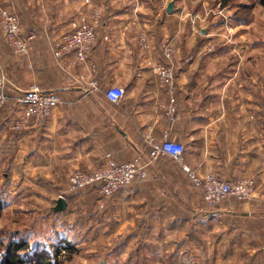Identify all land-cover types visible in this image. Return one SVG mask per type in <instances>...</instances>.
Masks as SVG:
<instances>
[{
  "label": "crops",
  "instance_id": "1",
  "mask_svg": "<svg viewBox=\"0 0 264 264\" xmlns=\"http://www.w3.org/2000/svg\"><path fill=\"white\" fill-rule=\"evenodd\" d=\"M14 1L20 5L19 13L24 14L20 16L22 33H35L36 41L29 59L34 61V71L21 68L18 74H10L9 91L13 95L24 90L22 86L35 83L57 92L61 103L43 124L20 132H13L11 125L21 113V106L11 104L12 111L0 118V156L4 157L0 171L4 169L2 189L6 190L0 196L1 205L7 206L14 195L21 200L20 205L28 199L40 206L49 198L55 205L63 194L61 190L67 189L73 170H98L108 160L122 164L139 156L146 159L149 147L145 138L151 136L161 142L167 134L169 140L183 145V162L196 176L213 173L224 181L252 178L257 194L247 202H227L213 212L190 215L201 221V228L194 230L189 245L184 238L177 245L165 242L174 229L148 230L146 235L164 237L168 245L145 246V253H152V257L140 258L141 261L220 264L239 254L238 261L242 263L238 264H244L241 254H264V62L262 67L260 64L264 53H260V43L253 42L258 47L246 48L250 38L231 41L186 35V15L181 14L182 4L176 0ZM169 2L174 5L171 14L166 12ZM40 10L48 11L42 24ZM93 13L98 15L97 43L86 61L73 67L66 82H60L53 73L47 79L39 64L46 46L68 32L71 21L90 18ZM192 30L196 31L194 26ZM141 34L146 35L148 48L142 46ZM168 39L174 50L172 87L160 84L152 72L153 64L163 59L161 43ZM231 43L242 56L246 55L243 64V60L227 59L235 56ZM0 50L3 55L1 39ZM80 77L83 81L93 80L96 89L80 82ZM111 87L124 92L118 104L104 96ZM171 98L176 107L173 121L164 110ZM191 185L177 163L161 157L147 169L144 181L121 188L110 201L118 209L132 208L130 205L142 197L144 189L155 194L159 188ZM64 194L66 212L82 194L91 201L101 200L95 189ZM62 213H56L61 215L59 220L66 217ZM150 216L152 222L163 221V225L177 220L164 212ZM219 232L221 239L212 243L209 237ZM183 234L180 232V237ZM134 235L139 232L130 236ZM185 236L188 235L182 237ZM254 255L250 257L251 264H264L254 263Z\"/></svg>",
  "mask_w": 264,
  "mask_h": 264
},
{
  "label": "rangeland",
  "instance_id": "2",
  "mask_svg": "<svg viewBox=\"0 0 264 264\" xmlns=\"http://www.w3.org/2000/svg\"><path fill=\"white\" fill-rule=\"evenodd\" d=\"M176 1L182 4L180 10L183 13L181 14L186 15L183 16L186 25L183 28L186 35L227 38L231 41L250 38L251 44L246 48L258 47L253 42L260 43V53H264V8L258 5L257 0H228L225 4L224 0ZM0 8L16 15L19 21L20 16L24 15L19 13L20 5L14 0H0ZM21 10H23L22 7ZM40 12L39 22L42 24L46 22L48 11L44 13L43 10H40ZM193 26L196 31L192 30ZM0 39L5 48L3 55L0 52V81L2 79L5 81V91L11 94L8 81L10 74H18V69L21 68L34 71V61L29 60L34 45L28 56L19 57L13 53L1 34ZM54 41L46 46L44 58L39 64L42 73L48 76H45L47 79L53 73L62 82V79L65 81L66 77L70 76V73L72 74L73 67L68 69L66 66L59 67L57 65L52 55ZM231 45L235 56H229L227 59L229 61L237 59L239 62L243 60V64L247 58L246 55L242 56V52L239 49L236 50L237 46L233 43ZM263 62L264 60L261 57V67ZM256 65H258L257 61ZM22 87L24 90L28 88L26 86ZM11 106L13 105L9 103L0 110V118L6 117L8 112L12 111L13 107ZM1 160H4L2 155L0 156V162ZM3 171L4 169L0 171V196L3 195L4 191L6 192L5 189H2ZM61 192L63 194L60 196L63 197L64 193L70 194L67 193V189L61 190ZM143 192L142 197L134 200L135 203L130 205L132 208L122 209L115 207L114 203L110 201L112 198L105 200L100 198L101 200L96 202V199L95 201L85 199L86 196L83 197L84 194H82L74 200L67 212H61L63 216H66L61 220L58 217L61 215H57L52 211L54 205L50 198L47 200L48 202L38 206L33 200L28 201V199V204L23 203L20 205L18 203L21 200L16 199V195L12 196L11 202L7 206L1 205L0 264L5 247L10 241H23L27 238L31 247H41V250L46 251L50 258L55 257L64 264H147L140 259L147 256L152 257V253H145V246L177 245L183 238L188 240L189 245L190 237L194 236V230L201 228V221L195 220L190 215L213 212L220 205L208 207L202 194L193 185L177 189L159 188L154 190L155 194L151 193L152 190L144 189ZM52 194L55 195L56 192L52 190ZM78 195H81V193ZM232 201L235 200L230 199L227 202ZM160 212L171 214L177 220L167 221L165 225H163V221L156 220L152 222L150 215ZM132 214L138 216L132 217ZM186 216L189 217L188 221L183 220ZM163 228L175 230V233L165 239V242L168 240V244L164 242V237H149L146 235L148 230ZM136 232H139L138 236H130ZM180 232L188 236L182 237V235L180 237ZM214 235L213 238L209 237L212 243L218 238L221 239L220 232ZM222 238L224 240L225 237ZM226 240L223 242H226ZM226 243L229 245L228 240ZM253 255V253L241 254L242 257H245L243 263L251 264L250 257H253ZM254 256H256L254 263L264 261V254L256 253ZM238 258L239 254L234 259L231 258L232 261L220 264L242 263L238 261Z\"/></svg>",
  "mask_w": 264,
  "mask_h": 264
},
{
  "label": "built area",
  "instance_id": "3",
  "mask_svg": "<svg viewBox=\"0 0 264 264\" xmlns=\"http://www.w3.org/2000/svg\"><path fill=\"white\" fill-rule=\"evenodd\" d=\"M97 23L98 15L96 13H93L90 18L82 17L70 22V30L54 41L52 49V55L59 67L66 66L71 69L86 61L97 43ZM0 34L13 53L19 57L28 56L36 41V34L31 32L24 35L19 18L3 8H0ZM140 42L144 48H148L145 34H141ZM160 52L163 59L153 64L152 72L160 84L172 87L174 83L172 40H164L161 43ZM79 81L96 89L93 80L83 81V78L80 77ZM5 88V81L2 79L0 81V110L9 103L22 107L21 113L11 125L13 132H20L31 126L43 124L61 103L57 92L42 89L35 84L25 90L17 91L13 95L6 93ZM104 96L109 102L118 104L124 97V92L119 87H111L104 92ZM164 110L168 119L173 121L176 115L173 98L170 99ZM164 137L161 142H157L151 136L145 138V143L149 147L146 159L139 156L122 164L108 160L107 164L98 170H73L67 179V193L74 194L86 189H95L102 200L109 199L121 188L137 181H144L147 178V169L152 164L161 157H169L186 173L192 185L202 194L208 207L216 206L230 199L247 202L255 198L257 185L254 179L236 178L224 181L213 173L202 177L196 176L183 162V145L169 140L167 134ZM60 197L63 198V196Z\"/></svg>",
  "mask_w": 264,
  "mask_h": 264
},
{
  "label": "trees",
  "instance_id": "4",
  "mask_svg": "<svg viewBox=\"0 0 264 264\" xmlns=\"http://www.w3.org/2000/svg\"><path fill=\"white\" fill-rule=\"evenodd\" d=\"M227 1L224 0V4ZM257 3L264 8V0H257ZM41 249V247H31L26 240L10 241L2 254L1 264H64L55 257L50 258L47 252Z\"/></svg>",
  "mask_w": 264,
  "mask_h": 264
},
{
  "label": "water",
  "instance_id": "5",
  "mask_svg": "<svg viewBox=\"0 0 264 264\" xmlns=\"http://www.w3.org/2000/svg\"><path fill=\"white\" fill-rule=\"evenodd\" d=\"M173 2H169L167 7H166V12L171 14L173 12ZM204 32V31H203ZM67 208V203L64 198L60 197L55 201V205L52 208V211L54 213H61L64 212Z\"/></svg>",
  "mask_w": 264,
  "mask_h": 264
}]
</instances>
